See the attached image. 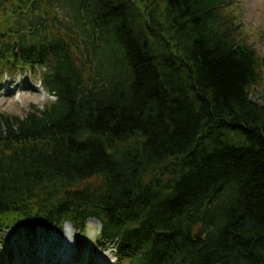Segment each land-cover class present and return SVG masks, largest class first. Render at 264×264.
Segmentation results:
<instances>
[{"label": "trees", "instance_id": "16d2710c", "mask_svg": "<svg viewBox=\"0 0 264 264\" xmlns=\"http://www.w3.org/2000/svg\"><path fill=\"white\" fill-rule=\"evenodd\" d=\"M235 4L0 0L28 14L0 16V73L57 98L0 114V234L94 218L126 264H264V57Z\"/></svg>", "mask_w": 264, "mask_h": 264}, {"label": "rangeland", "instance_id": "374dc122", "mask_svg": "<svg viewBox=\"0 0 264 264\" xmlns=\"http://www.w3.org/2000/svg\"><path fill=\"white\" fill-rule=\"evenodd\" d=\"M235 5V10L232 8L229 12L238 16L240 23H243L244 36L241 34L239 36L246 37L258 55L263 58L264 0H236ZM0 16L6 15L0 12ZM6 23L0 26V31ZM11 76V79L2 80V78L0 80V114L23 116L29 111L31 105L43 107L46 103L55 100L48 94L45 96L46 92L41 88L39 82V69L35 71L20 70ZM261 76L262 82L251 93L254 101L264 104V72ZM9 80L10 84L15 85L14 88L18 86L14 95L10 94L14 88H11L9 94H6ZM99 230L100 225L96 221L88 222L87 233L83 237H78L77 232L72 231L70 225H64L63 229L53 228V230H48V227L42 225H37L34 229L12 228L0 236V264H34L31 262L33 258L25 255L24 251L26 248L37 245L45 250L43 254L51 253L48 248L57 247V251L62 252L59 257L63 260L69 259L71 264H82L80 260L84 262L83 264H87L89 260L116 264L115 260L118 258L116 250L111 247H109L110 249L101 248L103 246L99 242ZM80 252H84L82 259L77 256ZM61 259L52 264H59Z\"/></svg>", "mask_w": 264, "mask_h": 264}, {"label": "bare ground", "instance_id": "6f19581e", "mask_svg": "<svg viewBox=\"0 0 264 264\" xmlns=\"http://www.w3.org/2000/svg\"><path fill=\"white\" fill-rule=\"evenodd\" d=\"M32 245L35 246L34 243H32ZM57 245H58V244H57ZM37 246H38V245H37ZM35 250H37L38 252H42V250L39 249V246H38L37 248H36V246H35V247H32V250H30V252H29V254L34 255V259H33V260L31 259V262H32V263L35 264V263H38V262H40V261H42V260H49V258H48L47 256H44V257H42V258L37 257V256H36V251H35ZM55 253H56V252L53 251L51 255H52V256H55ZM11 254H13V253H11ZM52 259H53V258H52ZM56 261H57V260H56ZM42 263H43V262H42ZM42 263H41V264H42ZM98 264H109V263L102 261V262H98Z\"/></svg>", "mask_w": 264, "mask_h": 264}]
</instances>
